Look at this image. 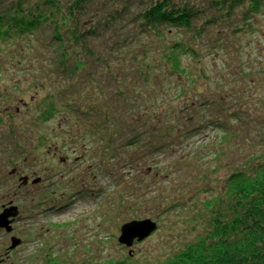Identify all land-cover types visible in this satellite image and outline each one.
Listing matches in <instances>:
<instances>
[{
  "label": "rangeland",
  "instance_id": "374dc122",
  "mask_svg": "<svg viewBox=\"0 0 264 264\" xmlns=\"http://www.w3.org/2000/svg\"><path fill=\"white\" fill-rule=\"evenodd\" d=\"M15 2L0 0V14ZM219 18L196 41L168 37L199 54L182 58L187 79L169 72L155 35L122 41L130 25L60 64L53 21L19 35L30 15L2 20L13 38H0V211L16 168L39 181L11 202L19 216L0 231V264H163L207 233L226 179L264 168V4ZM78 60L80 73L61 72ZM178 88L188 100L168 98ZM134 219L157 229L127 248L120 227Z\"/></svg>",
  "mask_w": 264,
  "mask_h": 264
},
{
  "label": "trees",
  "instance_id": "16d2710c",
  "mask_svg": "<svg viewBox=\"0 0 264 264\" xmlns=\"http://www.w3.org/2000/svg\"><path fill=\"white\" fill-rule=\"evenodd\" d=\"M121 1L119 4L112 2L113 8L108 10L104 0H67L62 6H59L58 0H36L34 3L30 0H16L12 7L0 14V38H13L2 21L10 15L23 26L24 19L28 15L31 17L27 25L32 28H16L19 35L38 30L42 25L53 21L50 35L52 42L61 48L57 56L61 64L72 58L77 59V55L81 54L94 56L96 51L93 42L103 35H113L112 31L119 26L130 25L132 29L129 33H121L122 41L133 43L138 42L139 36L155 35L161 39V58L170 67L169 72L186 78L188 70L183 66L182 58L196 57L199 54L185 40L169 42L168 37L181 32L196 41L207 30L218 25L219 17L224 21L233 19L237 9L247 11L252 16L264 4V0ZM91 11L97 13L88 16ZM101 12L103 15H100ZM56 15H59V20ZM17 21L15 22L18 23ZM143 52L141 59L146 60L147 52ZM138 56L134 52L130 59L139 60ZM72 64L69 66L68 62L64 63L61 72L76 75L83 69L79 60ZM68 67L71 70H67ZM147 80L145 77L143 83L147 84ZM169 91L168 98L175 101L182 99L187 90L178 88L174 93L171 89ZM184 98L188 100V96ZM16 169L17 180L27 176L20 175L18 168ZM224 186V199H218L210 208L211 222L207 233L176 252L163 264H264V168H256L252 172L237 171L226 179ZM21 189H25V186L18 181L5 203H14Z\"/></svg>",
  "mask_w": 264,
  "mask_h": 264
},
{
  "label": "water",
  "instance_id": "95a60500",
  "mask_svg": "<svg viewBox=\"0 0 264 264\" xmlns=\"http://www.w3.org/2000/svg\"><path fill=\"white\" fill-rule=\"evenodd\" d=\"M14 172V171H13ZM12 173V172H11ZM22 185H26L28 182L27 177H21L19 179ZM39 179L33 180L31 183H37ZM18 207L12 203L4 205L0 211V230H4L6 233H11L12 223L18 216ZM157 229V224L151 219L132 220L126 222L120 227V235L118 237L119 244L130 248L135 242L139 243L149 237ZM9 249H14L20 245L21 240L17 237L10 238Z\"/></svg>",
  "mask_w": 264,
  "mask_h": 264
},
{
  "label": "flooded vegetation",
  "instance_id": "af4514ba",
  "mask_svg": "<svg viewBox=\"0 0 264 264\" xmlns=\"http://www.w3.org/2000/svg\"><path fill=\"white\" fill-rule=\"evenodd\" d=\"M15 170H16V169H15ZM15 175H17V170L15 171V173H14L13 176H15ZM24 177H27V178H28V182H27L26 185L30 184V183L33 181V179L31 180L30 177H28V176H24ZM31 184H34V183H31ZM26 185H24V186H26ZM4 203H5V202H4ZM9 203H11V202H9ZM12 203H13V202H12ZM0 231H3V230H0Z\"/></svg>",
  "mask_w": 264,
  "mask_h": 264
}]
</instances>
